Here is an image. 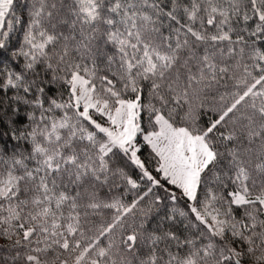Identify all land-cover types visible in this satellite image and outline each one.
Instances as JSON below:
<instances>
[{"label":"snow or ice","instance_id":"snow-or-ice-1","mask_svg":"<svg viewBox=\"0 0 264 264\" xmlns=\"http://www.w3.org/2000/svg\"><path fill=\"white\" fill-rule=\"evenodd\" d=\"M0 264H264V0H0Z\"/></svg>","mask_w":264,"mask_h":264},{"label":"trees","instance_id":"trees-1","mask_svg":"<svg viewBox=\"0 0 264 264\" xmlns=\"http://www.w3.org/2000/svg\"><path fill=\"white\" fill-rule=\"evenodd\" d=\"M21 3H23V0H20Z\"/></svg>","mask_w":264,"mask_h":264}]
</instances>
